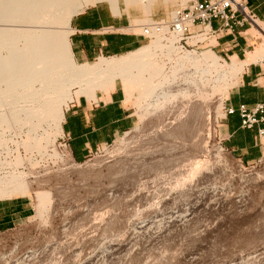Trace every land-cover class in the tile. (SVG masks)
<instances>
[{"label": "rangeland", "instance_id": "obj_1", "mask_svg": "<svg viewBox=\"0 0 264 264\" xmlns=\"http://www.w3.org/2000/svg\"><path fill=\"white\" fill-rule=\"evenodd\" d=\"M120 6L134 25L178 5L159 1L151 15L124 0ZM252 26L259 46L264 35ZM216 43L212 37L188 50L201 53ZM218 54L221 63L242 61ZM179 78L167 89L183 85L189 94L152 106L142 120L138 94L125 90L135 127L82 162L59 145L63 133L54 129L41 152L22 144L27 125L6 131L0 158L13 161L20 153L31 191L2 199L24 201L29 212L0 230V264H264V154L247 163L232 153L221 131L226 99L213 82L198 90ZM40 191L51 197L44 209Z\"/></svg>", "mask_w": 264, "mask_h": 264}, {"label": "bare ground", "instance_id": "obj_2", "mask_svg": "<svg viewBox=\"0 0 264 264\" xmlns=\"http://www.w3.org/2000/svg\"><path fill=\"white\" fill-rule=\"evenodd\" d=\"M98 1L102 0H0V144L10 140L5 133L14 125L18 128L27 125V136L22 141L25 148L46 150L52 140L51 129L56 135L63 133L65 109L74 97L95 96L98 89L113 87L117 79L127 94L131 92L129 96L133 92L138 94L141 120L152 106L159 108L178 95L189 94L188 87L183 85L175 91L167 89L179 77L198 90L205 86L202 84L213 82L214 91L220 92L224 101L246 65L264 60V43L240 62L221 63L213 48L201 53L188 50L179 44L177 36L153 32L150 42L136 50L79 63L71 48V19L85 6ZM108 1L115 14H120V0ZM159 1L165 5L182 3L181 0H124L128 7L143 6L148 15ZM151 21V18H136L132 28L143 33L144 26ZM252 27L264 35V24L259 18ZM203 39L204 36L196 35L189 42L196 44ZM190 68H194L195 75L186 73ZM44 124L49 127L40 132ZM14 157L13 161L0 158V200L31 191L25 172L19 170L23 157L20 153ZM36 198L39 208L44 209L51 197L49 192L40 191Z\"/></svg>", "mask_w": 264, "mask_h": 264}, {"label": "crops", "instance_id": "obj_3", "mask_svg": "<svg viewBox=\"0 0 264 264\" xmlns=\"http://www.w3.org/2000/svg\"><path fill=\"white\" fill-rule=\"evenodd\" d=\"M248 3L264 22V0H248ZM84 8L73 15L70 23L71 48L77 62L120 56L145 45L147 37L132 30L128 15L115 14L112 6L106 4ZM212 25L217 29L215 49L222 56L244 60L255 49L257 41L252 34L249 35L251 28L248 23L226 29L220 28L221 21L215 19ZM228 96L226 105L235 108L241 104L253 108L258 103H264V60L246 65ZM136 123V112L127 100L123 83L116 82L113 87L98 91L95 96L84 94L74 99L65 110L62 130L69 136V148L75 159L84 161L92 152L133 129ZM260 128H263V123L244 128L238 111L225 114L221 123L227 148L247 163L260 159L264 154V135L259 134ZM28 212L24 201L0 200V230L8 228Z\"/></svg>", "mask_w": 264, "mask_h": 264}, {"label": "built area", "instance_id": "obj_4", "mask_svg": "<svg viewBox=\"0 0 264 264\" xmlns=\"http://www.w3.org/2000/svg\"><path fill=\"white\" fill-rule=\"evenodd\" d=\"M181 2V5L177 6L169 16L152 18L151 23L144 26L145 32L142 34L149 39L153 32L175 35L179 38V44L183 48L189 49L203 45L212 37L217 38V29L212 25V21L215 19L221 21L220 28L234 29L236 26L242 27L247 23L253 25V22L258 18L248 0H181ZM196 35H202L204 39L196 44H191L189 39ZM209 45L210 48H215V45ZM236 111L241 116L244 128H253L256 124L263 123L259 134L264 135V115H260V113H264V103H258L253 108L247 104H241L238 108L231 105L224 106L226 115ZM58 141L59 145L65 150L68 149L69 154L72 155L69 148V136L63 133ZM111 144L112 142L106 143L101 149L91 154H98Z\"/></svg>", "mask_w": 264, "mask_h": 264}]
</instances>
